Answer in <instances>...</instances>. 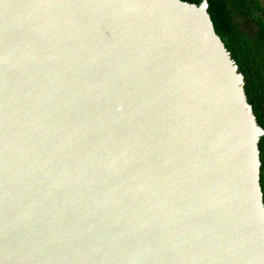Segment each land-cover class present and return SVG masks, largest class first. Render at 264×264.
Here are the masks:
<instances>
[{"label": "water", "instance_id": "obj_1", "mask_svg": "<svg viewBox=\"0 0 264 264\" xmlns=\"http://www.w3.org/2000/svg\"><path fill=\"white\" fill-rule=\"evenodd\" d=\"M262 136L204 0H0V264H264Z\"/></svg>", "mask_w": 264, "mask_h": 264}, {"label": "trees", "instance_id": "obj_2", "mask_svg": "<svg viewBox=\"0 0 264 264\" xmlns=\"http://www.w3.org/2000/svg\"><path fill=\"white\" fill-rule=\"evenodd\" d=\"M179 1L197 5L201 0ZM204 1L213 32L241 76L245 101L257 127L264 132V5L258 0ZM257 152L264 209V136L257 143Z\"/></svg>", "mask_w": 264, "mask_h": 264}, {"label": "rangeland", "instance_id": "obj_3", "mask_svg": "<svg viewBox=\"0 0 264 264\" xmlns=\"http://www.w3.org/2000/svg\"><path fill=\"white\" fill-rule=\"evenodd\" d=\"M262 5H264V0H258ZM246 27H250V25L245 24Z\"/></svg>", "mask_w": 264, "mask_h": 264}]
</instances>
